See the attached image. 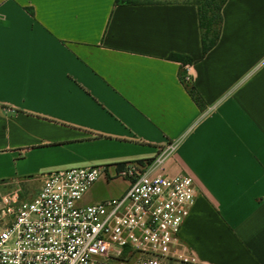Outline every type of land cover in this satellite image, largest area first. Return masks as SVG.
Returning a JSON list of instances; mask_svg holds the SVG:
<instances>
[{"label":"crops","instance_id":"0c3cea01","mask_svg":"<svg viewBox=\"0 0 264 264\" xmlns=\"http://www.w3.org/2000/svg\"><path fill=\"white\" fill-rule=\"evenodd\" d=\"M221 18L202 55L192 4L0 0V189L104 166L82 199L95 204L109 181L121 183L109 198L125 192L112 178L124 163L173 143L163 167L196 190L179 249L201 264H264V0H226Z\"/></svg>","mask_w":264,"mask_h":264},{"label":"built area","instance_id":"2783aa9c","mask_svg":"<svg viewBox=\"0 0 264 264\" xmlns=\"http://www.w3.org/2000/svg\"><path fill=\"white\" fill-rule=\"evenodd\" d=\"M255 69L264 72V56ZM174 151L167 143L149 164L124 163L112 178L125 192L95 204L82 199L104 166L46 173L29 200L0 195V264H201L178 245L196 190L164 169Z\"/></svg>","mask_w":264,"mask_h":264},{"label":"trees","instance_id":"16d2710c","mask_svg":"<svg viewBox=\"0 0 264 264\" xmlns=\"http://www.w3.org/2000/svg\"><path fill=\"white\" fill-rule=\"evenodd\" d=\"M226 0H185L183 3L192 4L196 6L198 23L200 28L201 37V50L202 55H205L210 49H212L219 38L220 28H221V9L225 4ZM154 2L140 1V0H115V4H128V5H138V4H153ZM31 13V10H28ZM172 60L180 62L184 67L190 64L191 59L188 57H183L179 55H171ZM180 81L183 84L186 92L192 99V101L197 105V107H203V101L197 91L195 90L193 84L186 77L180 75ZM154 158L144 160L145 163H151ZM141 162V161H139Z\"/></svg>","mask_w":264,"mask_h":264},{"label":"rangeland","instance_id":"374dc122","mask_svg":"<svg viewBox=\"0 0 264 264\" xmlns=\"http://www.w3.org/2000/svg\"><path fill=\"white\" fill-rule=\"evenodd\" d=\"M148 2H184L185 0H140ZM140 165L145 163V161L138 162ZM121 188V183L119 181H109V184L103 187L105 198H109L112 195L117 194ZM37 188L35 186H30L28 183H21L19 185H7L0 189V195H9L14 192L17 193L19 200H29L36 192Z\"/></svg>","mask_w":264,"mask_h":264}]
</instances>
